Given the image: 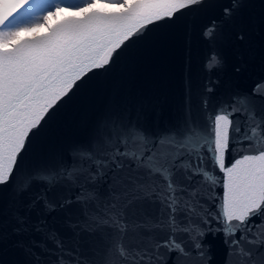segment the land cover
<instances>
[{
	"label": "water",
	"instance_id": "95a60500",
	"mask_svg": "<svg viewBox=\"0 0 264 264\" xmlns=\"http://www.w3.org/2000/svg\"><path fill=\"white\" fill-rule=\"evenodd\" d=\"M236 3L230 17H225L223 10L232 7L233 0H205L178 12L173 19L149 25L143 35L121 49L110 66L85 77L53 109L40 129L29 137L12 178L0 185V264H56L61 253L73 262L78 257L89 264H105L106 260L123 264L115 247L109 254V247L120 240V233L110 223H102L114 214L127 225L125 248L151 249L168 238L167 210H162L160 201L150 194L152 185L163 192L167 182L159 174L149 177L131 159L119 157L123 166L110 168L106 175L100 176L92 160H106L103 153L115 151L108 146V140L117 138L114 131L117 126L123 129L135 126L143 132L149 141L137 149L143 150L158 144L162 137L173 138L177 131L180 135L174 138L182 139L188 129L205 127L208 117L219 108L230 104L239 107L238 102L245 97L254 102L252 107L259 118L264 96L253 90L258 85L264 89V0H236ZM93 10L118 12L121 7L104 9L99 4L86 9ZM82 16L83 12H62L45 29L19 38L44 35L63 21ZM213 21L217 31L209 38L204 33ZM213 54L222 63L210 71L208 60ZM209 88L212 90L208 91ZM233 119L239 123L241 132L245 131L246 113L237 111ZM178 150L188 149H177L174 145L160 149L169 154ZM120 151H124L123 146ZM147 155L149 152L145 151ZM232 155L230 148L229 162ZM182 160L183 157L176 163ZM41 172L54 176L55 185L31 179L29 189L17 194L18 186ZM173 180L187 187V192L177 194L181 198L177 224L205 228L203 246L207 255L203 259L196 255L188 234L178 231L175 238L183 241L191 254L180 256L160 248V264H244L240 256L229 255L224 233L216 230L218 223L209 217L210 223L205 226L200 220L204 213L199 205L215 215L217 203L213 197L222 195V188L209 191L208 184L196 183L201 177L189 182L183 169ZM49 188L50 199L58 204L70 203L46 211L41 202L29 210L27 206L35 196ZM186 203L196 206L197 212L183 208ZM16 216L26 218L25 231H14L21 227ZM253 220L256 224L261 222L259 217ZM158 224L163 227H157ZM49 233H55L56 240ZM243 246L253 251L255 264H264V255L257 254L264 253V245Z\"/></svg>",
	"mask_w": 264,
	"mask_h": 264
},
{
	"label": "snow or ice",
	"instance_id": "6c2138e0",
	"mask_svg": "<svg viewBox=\"0 0 264 264\" xmlns=\"http://www.w3.org/2000/svg\"><path fill=\"white\" fill-rule=\"evenodd\" d=\"M98 0H0V185L7 184L20 154L28 144L29 137L50 117L62 101L68 98L81 81L89 74L110 66L118 54L130 41L143 35L149 25L164 19H173L178 12L205 3V0H103L104 3L119 5L121 11H86L92 8ZM63 7L83 12L80 18L71 17L44 35L20 39V33L32 31L54 16ZM237 7L233 0L232 7H226L225 17H230ZM42 13V15H41ZM217 31L213 21L205 29L204 35L212 38ZM243 39V36H239ZM221 60L213 54L209 57L208 68L213 70L221 66ZM212 89L209 88L208 91ZM264 96V89L258 85L254 90ZM254 102L249 97L236 104L221 107L208 117L205 127L190 128L182 139L162 137L158 144L151 148L140 149L149 143L144 133L135 126L123 129L115 128L116 139L108 140V146L115 149L105 152L107 159H93L97 165V175L107 174L110 168L122 167V159H131L138 169H145L149 177L160 175L166 181V189L161 192L152 185V193L167 210V223L170 234L166 240L158 241L154 248H125L123 237L127 225L122 224L114 214L110 223L120 233V240L112 247L121 258L123 264H160L159 249L164 248L169 253L176 252L180 256L191 254L183 241H177L175 234L183 231L188 234L192 251L203 259L207 253L204 250L203 238L206 235L204 227L196 224L180 226L176 214L180 210L181 198L178 193L187 192L186 185L174 183L173 177L184 170V178L193 182L195 177L202 180L196 183H206L209 191L216 187L222 188V195L214 196L217 203L215 215L197 205L204 213L200 217L203 225H209V217L215 220L225 235V243L229 246V255H238L248 264L253 259V251L245 249L244 243L264 245V108L259 118L252 107ZM237 111L247 115V127L241 132L239 123L233 119ZM139 141L140 143H136ZM165 145H174L177 149H188L169 154L160 151ZM191 145V148H189ZM124 151H120V147ZM232 149V161L229 162V149ZM194 150V155H193ZM145 151L149 155L145 156ZM206 154V155H205ZM92 156V153H83ZM183 160L177 164L176 161ZM222 173L221 175H217ZM19 175V174H18ZM71 175V174H69ZM31 179L46 181L55 185L56 178L43 172L26 180L16 188L17 194L26 191L31 186ZM15 183V181H14ZM141 188V185H136ZM37 194L29 207L35 209L41 202L46 211L63 208L66 203H56L50 199L47 192ZM115 207V206H113ZM189 212H197V207L184 204ZM253 217L260 218L256 224ZM21 225L16 232L25 231L26 218L16 216ZM157 227H163L158 224ZM208 231L213 229L208 228ZM237 233H240L237 238ZM56 240L55 233H49ZM252 238H249V237ZM264 255V253H257ZM71 256V253H68ZM56 264H89L66 260L61 253ZM105 264H114L106 260Z\"/></svg>",
	"mask_w": 264,
	"mask_h": 264
},
{
	"label": "rangeland",
	"instance_id": "374dc122",
	"mask_svg": "<svg viewBox=\"0 0 264 264\" xmlns=\"http://www.w3.org/2000/svg\"><path fill=\"white\" fill-rule=\"evenodd\" d=\"M77 2H83V0H77ZM99 2L102 3L103 6L106 7V8L120 7L119 5H111V4L104 3L103 0H98L97 3H99ZM95 5H96V4H95ZM61 10L64 11V12H66V13H68V12H75V13H78V12H79V11H74V10H72V9L69 8V7H63V8H61ZM60 13H61V12H60ZM41 15H42V13H41ZM53 17H54V18H53ZM49 18H50V20L52 21V20H54V19L56 18V16H49L48 19H49ZM50 20H47V21L43 22V23L41 24L40 27H38V28H34L32 31H25V33H26V34H29V35H32V34L38 32V31H40V28H41L42 26H44V27L46 28V26L48 25V23L50 22Z\"/></svg>",
	"mask_w": 264,
	"mask_h": 264
},
{
	"label": "bare ground",
	"instance_id": "6f19581e",
	"mask_svg": "<svg viewBox=\"0 0 264 264\" xmlns=\"http://www.w3.org/2000/svg\"><path fill=\"white\" fill-rule=\"evenodd\" d=\"M99 4H101L102 8H104V9H107V8H106V7H104V6H103V4H102V3H100V2H99V3H96V5H94L93 7H99ZM60 12H63V11H62V10H60V11H59V12H57V13H56L54 16H56V17H57V16H59V15H60ZM53 18H54V17H53ZM47 20H50V18H49V19H47ZM50 22H51V20H50ZM50 22H49V23H50ZM49 23H48V24H49ZM43 29H45V27H44V26H42V27L40 28V30H43ZM22 35H29V34H26L25 32H21V33H20V36H22Z\"/></svg>",
	"mask_w": 264,
	"mask_h": 264
}]
</instances>
